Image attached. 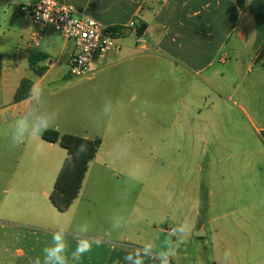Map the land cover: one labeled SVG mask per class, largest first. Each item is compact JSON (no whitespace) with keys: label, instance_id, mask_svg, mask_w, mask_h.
<instances>
[{"label":"crops","instance_id":"obj_1","mask_svg":"<svg viewBox=\"0 0 264 264\" xmlns=\"http://www.w3.org/2000/svg\"><path fill=\"white\" fill-rule=\"evenodd\" d=\"M36 1L0 0L12 19L4 28L0 26V125L25 113L26 105L33 100L32 89H39L49 72L44 62L51 59L49 63L53 64L52 42L57 34L48 36L45 29L41 46L33 49L28 43L35 25L14 19L20 13L17 4ZM56 1L72 7L78 16L91 17L107 26H123L132 20L146 25L140 44L124 39L119 49L97 62L87 78L102 97L116 101L118 114L137 111L140 100L164 97L177 100L176 114L180 118L187 114L188 106L199 105V101L188 102L190 97L211 96L219 101L226 97L235 74L248 60L251 67L260 66L264 76V0ZM36 53L48 57L37 65L47 68L41 76L29 63ZM25 67L34 72V77H25L21 71ZM24 79L33 83L30 97L16 103L14 98ZM142 115L148 116V111H142ZM102 126L105 133L94 132L84 124L81 133L68 134L100 138L102 144L92 162L100 156L105 162H115L120 151L114 147L124 148L126 143L116 135L110 136L112 128L105 123ZM146 129L163 134L157 141L150 137L143 150L132 151L146 157L151 166L142 175L130 209L120 211L121 205L104 202L99 207L100 234L84 235L79 233L81 219L76 226L73 217L65 213L75 207L85 218L91 210L87 204L77 202V198L67 212L60 213L52 204L39 203L43 195L49 199L54 186L44 192L38 186L25 189L24 194L35 197L36 203L20 204L12 207L13 213L0 214L1 264H33L37 257L43 264L42 250L52 243L56 230L66 236L69 264H155L156 260L163 263L162 257H167L170 264H264V186L261 218L248 202L252 194L248 175L242 169L233 170V162L221 170L213 169L220 159L216 156L204 161L207 152L204 147L202 152L196 151L199 143H194L188 160H176L178 169L185 167L183 172L169 170L170 156L173 152L177 157L181 154L179 140L195 142V136L188 134L191 129L182 121L172 126L155 125L151 119ZM136 138L144 140L142 134ZM200 142L206 146L208 140L202 136ZM206 162L211 169L203 176ZM61 167H55L57 175ZM109 173L118 176L117 172ZM107 176V171H100L103 180ZM134 183L132 180L131 188ZM124 218L121 227L118 220ZM115 226L119 227L118 234ZM181 227L190 231L181 232ZM77 235L85 236L91 250L73 261L71 253L82 239ZM15 244L22 247L13 251Z\"/></svg>","mask_w":264,"mask_h":264},{"label":"rangeland","instance_id":"obj_2","mask_svg":"<svg viewBox=\"0 0 264 264\" xmlns=\"http://www.w3.org/2000/svg\"><path fill=\"white\" fill-rule=\"evenodd\" d=\"M5 8L0 3L2 28L12 20L11 14H5ZM14 19L17 23L31 21L30 17L20 13L16 14ZM47 32L48 36H53L51 28H48ZM125 39L134 42V33L130 31ZM52 48L55 50L51 52L53 64L49 63L51 59L44 62L49 72L39 87L43 89L44 95L39 101L32 100L28 103L25 113L17 118H10L6 124L0 125V214L5 211L13 213L12 207L20 204L36 203L35 197L33 199L24 194L25 189L38 186L44 192L54 186L57 175L55 167L57 165L61 167L67 156L66 150L59 144L51 146L42 139V134L38 136L31 130L25 135L24 143L16 147L12 146L14 125L18 118L27 117L30 122L39 123L41 118L47 117L52 122V126L48 129H58L57 131L61 133H81L84 124L89 125L94 132L100 133L101 130V133H105L102 126L105 123L112 128V131L108 132L110 136L116 135L121 142L126 143L124 148L114 147L120 151V158L117 161L105 162L100 156L98 161L90 164L77 200L81 204H87V208L91 209L88 212L89 216L82 218V212L75 210V207L65 213L66 216L73 217L76 226H78V218L81 219L79 227L81 234L93 236L100 234L102 225L99 207L104 202L121 205L120 211L130 209L136 197L135 191L144 179L142 175L149 172L151 166V163L146 161V157L134 154L132 151L135 148L143 150L151 138L157 141L163 134L162 131L147 132L146 128L151 124V119L155 125L172 126L182 121L188 129H191L188 134L195 136V142L179 140L181 143L177 149L181 154L177 157L173 152L170 156L171 172L184 171L185 167L178 169L176 160L179 157L188 160L194 143H199L196 151L202 152L204 147V151L207 152L204 161H211L216 156L220 159L213 169L221 170L226 164L233 162V170L242 169L248 175L252 186V194L248 202L262 218L264 76L260 66L251 67L249 60L241 66L240 73L235 74V79L230 84L227 96H223L220 101L211 96L201 99L188 98V102L199 101V105L195 108L188 106L187 114L181 115L180 118L176 114L177 100L164 97L140 100L136 106L137 111L118 114L115 110L116 101L102 97L101 93L93 89L91 83L87 81L91 74L80 78L69 76L68 61L70 55L75 52L73 43L56 35L53 37ZM21 71L29 79L34 77V72L29 67L21 68ZM106 100H111L113 105L112 113L107 115L104 112ZM142 111H148L149 115L143 116ZM119 126L123 127V132L119 131ZM140 133L144 137L143 141H138L136 138V136L141 137ZM202 136L208 140L206 146L200 142ZM207 164L206 162L202 165L203 176L211 169H208ZM100 171H107V178L103 180ZM109 172H117L118 176L112 177ZM132 180L135 183L131 188ZM42 202L51 205L50 199L44 195L39 203ZM124 222L125 218L118 220V225L121 226ZM115 228L116 232L119 231V227L115 226ZM116 232L115 234H118ZM79 236L85 240V236L76 237ZM18 247L22 245L15 244L12 247L13 251ZM3 258L0 252V264L4 262Z\"/></svg>","mask_w":264,"mask_h":264},{"label":"built area","instance_id":"obj_3","mask_svg":"<svg viewBox=\"0 0 264 264\" xmlns=\"http://www.w3.org/2000/svg\"><path fill=\"white\" fill-rule=\"evenodd\" d=\"M16 7L25 17H30L36 27L29 38L31 48L41 46L47 28L73 43L75 52L68 61L69 76L73 78L92 74L97 62L114 49H119L130 31L135 35L136 44L142 42L138 20L123 26H107L91 17L78 16L72 7L56 0H38L33 4H17ZM169 232L174 233L173 230Z\"/></svg>","mask_w":264,"mask_h":264},{"label":"trees","instance_id":"obj_4","mask_svg":"<svg viewBox=\"0 0 264 264\" xmlns=\"http://www.w3.org/2000/svg\"><path fill=\"white\" fill-rule=\"evenodd\" d=\"M146 25L140 24L139 31L144 33ZM48 57L42 54H32L29 58L31 69L37 75H43L46 67H37L40 62H43ZM260 58L262 59V51ZM2 71V55L0 53V74ZM32 81L24 79L15 95V102L18 103L30 97L32 88ZM42 139L47 143L59 144L61 148L67 151V157L64 160L62 167L55 180L54 188L50 194L51 204L60 213H65L69 210L74 201L78 198L90 163L95 158L99 148L101 147L102 140L100 138H85L74 134H61L55 129H47L42 133ZM87 145V152L82 155H77L76 151L80 144ZM155 264H163L156 260ZM215 264V263H212Z\"/></svg>","mask_w":264,"mask_h":264},{"label":"clouds","instance_id":"obj_5","mask_svg":"<svg viewBox=\"0 0 264 264\" xmlns=\"http://www.w3.org/2000/svg\"><path fill=\"white\" fill-rule=\"evenodd\" d=\"M44 95L43 89L37 90L36 87L32 89V99L39 101ZM113 111V105L111 100H106L104 106L105 114H110ZM52 126V122L49 118H41L39 123H32L27 117H20L15 121V131L13 134V147L19 146L25 142V135L31 130L40 136L44 131ZM87 152V145L82 143L78 146L76 154L82 155ZM181 232L190 231V228L181 227ZM68 243L65 234L56 230L52 233V243L49 246L43 248V264H69V257L67 255ZM91 250V245L88 241L81 239L78 240L76 249L71 253V260L79 261L81 257ZM163 264H170L167 257H162ZM33 264H41V258L37 257ZM137 264H142L141 261H137Z\"/></svg>","mask_w":264,"mask_h":264}]
</instances>
